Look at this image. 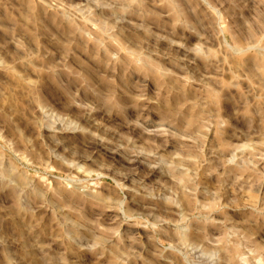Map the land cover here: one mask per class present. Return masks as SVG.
Wrapping results in <instances>:
<instances>
[{
  "label": "rangeland",
  "instance_id": "obj_1",
  "mask_svg": "<svg viewBox=\"0 0 264 264\" xmlns=\"http://www.w3.org/2000/svg\"><path fill=\"white\" fill-rule=\"evenodd\" d=\"M0 264H264V0H0Z\"/></svg>",
  "mask_w": 264,
  "mask_h": 264
},
{
  "label": "bare ground",
  "instance_id": "obj_2",
  "mask_svg": "<svg viewBox=\"0 0 264 264\" xmlns=\"http://www.w3.org/2000/svg\"><path fill=\"white\" fill-rule=\"evenodd\" d=\"M101 145V144H100ZM105 145V144H104ZM98 149V148H97ZM132 159H134V158H132ZM131 160V159H130ZM130 160H128L127 159V161H129L130 162ZM139 161H140V159H138ZM143 160V159H142ZM136 161V160H135ZM133 162V160H131V163ZM140 163V162H139ZM133 164H134V162H133ZM136 164V163H135ZM132 166V165H131ZM132 167H134V166H132ZM151 170V169H150ZM24 183V182H23ZM98 197V196H97ZM104 200V199H103Z\"/></svg>",
  "mask_w": 264,
  "mask_h": 264
}]
</instances>
